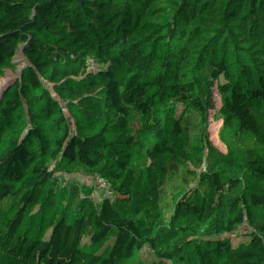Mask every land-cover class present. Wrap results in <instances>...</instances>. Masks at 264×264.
Masks as SVG:
<instances>
[{
  "label": "trees",
  "instance_id": "16d2710c",
  "mask_svg": "<svg viewBox=\"0 0 264 264\" xmlns=\"http://www.w3.org/2000/svg\"><path fill=\"white\" fill-rule=\"evenodd\" d=\"M175 215L264 264V0H0V264H168Z\"/></svg>",
  "mask_w": 264,
  "mask_h": 264
},
{
  "label": "rangeland",
  "instance_id": "374dc122",
  "mask_svg": "<svg viewBox=\"0 0 264 264\" xmlns=\"http://www.w3.org/2000/svg\"><path fill=\"white\" fill-rule=\"evenodd\" d=\"M162 24L163 23H161V25L159 26L162 27ZM172 222H173V228L176 234V238L169 242L167 262L168 264H191L190 262L183 260V252L178 244V240L181 236L182 230H181V225L177 219V215L173 216ZM22 238L25 245L27 246L32 263L46 264V260L40 251L45 250V254L48 255V249L44 247V245L42 244V240H38L37 238H31V239L24 237ZM151 250L154 253H156L158 251V248L155 245H153V247H151Z\"/></svg>",
  "mask_w": 264,
  "mask_h": 264
},
{
  "label": "built area",
  "instance_id": "2783aa9c",
  "mask_svg": "<svg viewBox=\"0 0 264 264\" xmlns=\"http://www.w3.org/2000/svg\"><path fill=\"white\" fill-rule=\"evenodd\" d=\"M152 11L156 13L160 19L159 25L162 24V27H156L152 29H134L131 30V33H136L139 37L143 39H158L161 40L164 35L172 28V23L169 20L168 15H166L162 10H158L157 8L153 7ZM176 89H173V92H175ZM48 200H54V197L51 193L48 194Z\"/></svg>",
  "mask_w": 264,
  "mask_h": 264
}]
</instances>
